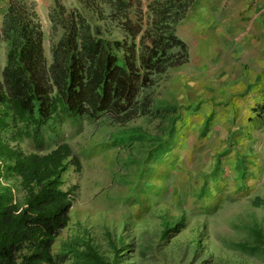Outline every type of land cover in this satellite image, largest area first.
<instances>
[{
	"label": "rangeland",
	"instance_id": "374dc122",
	"mask_svg": "<svg viewBox=\"0 0 264 264\" xmlns=\"http://www.w3.org/2000/svg\"><path fill=\"white\" fill-rule=\"evenodd\" d=\"M31 1L46 59L60 33L50 28L47 16L55 1L82 12L92 25L101 24L105 33H121L115 22L98 21L86 0ZM149 1H134L128 8L142 27ZM190 4L173 26L185 44L186 60L155 75L138 96L174 107L166 152H148L150 145L137 140L98 147L132 131L155 136L169 123L159 117L137 115L120 122L104 116L66 121L57 129L54 139L68 143L80 169L62 175V188L74 187V201L54 250L77 235L118 264H264V256L233 246L247 239L246 226L264 235V130L246 123L248 108L263 101L257 92L264 75V25L251 18L248 0ZM163 224L172 229L162 238Z\"/></svg>",
	"mask_w": 264,
	"mask_h": 264
},
{
	"label": "trees",
	"instance_id": "16d2710c",
	"mask_svg": "<svg viewBox=\"0 0 264 264\" xmlns=\"http://www.w3.org/2000/svg\"><path fill=\"white\" fill-rule=\"evenodd\" d=\"M134 1L139 2L100 0L106 11L95 0L85 2L95 9L98 21L115 22L119 36L105 33L101 24L92 25L82 12L55 1L47 16L50 28L60 33L49 47V59L43 53V31L34 2L7 1L0 20V264L65 260L118 264L77 235L53 249L74 201V187L62 188V175L69 168L80 169L68 143L54 137L66 121L94 122L112 116L126 122L147 115L169 123L155 136L132 131L98 147L105 150L137 140L150 145L148 152L167 151L174 107L138 96L151 86L155 75L186 60L185 44L173 26L190 0H150L145 27L128 14ZM171 229L163 224L162 238ZM246 234V240L233 244L235 249L264 256L261 230L249 225Z\"/></svg>",
	"mask_w": 264,
	"mask_h": 264
},
{
	"label": "crops",
	"instance_id": "0c3cea01",
	"mask_svg": "<svg viewBox=\"0 0 264 264\" xmlns=\"http://www.w3.org/2000/svg\"><path fill=\"white\" fill-rule=\"evenodd\" d=\"M7 1L8 0H0V20ZM248 1L251 4L250 9L253 11L251 17L253 21L257 23V25L258 23H263L264 25V0H248ZM192 3L193 0L191 1V4ZM257 95L259 96V98L261 99L263 98V101H261L260 103L254 102V104L248 108V112L246 113V118H247L246 123L252 125H258L264 130V75H262L260 83L258 84ZM260 136H263L264 138V134Z\"/></svg>",
	"mask_w": 264,
	"mask_h": 264
}]
</instances>
